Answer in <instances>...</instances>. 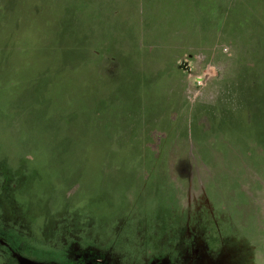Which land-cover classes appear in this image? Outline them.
Here are the masks:
<instances>
[{"label":"rangeland","instance_id":"374dc122","mask_svg":"<svg viewBox=\"0 0 264 264\" xmlns=\"http://www.w3.org/2000/svg\"><path fill=\"white\" fill-rule=\"evenodd\" d=\"M193 1L0 0V264H264V0Z\"/></svg>","mask_w":264,"mask_h":264},{"label":"flooded vegetation","instance_id":"af4514ba","mask_svg":"<svg viewBox=\"0 0 264 264\" xmlns=\"http://www.w3.org/2000/svg\"><path fill=\"white\" fill-rule=\"evenodd\" d=\"M232 189V188H231ZM234 190H232V191H229V192H233ZM228 192V193H229ZM226 194V195H228V196H230L229 194ZM246 198V197H245ZM231 202H232V204H231V209H232V211H233V215H238V216H243L244 215V217H248L249 218V220L250 221H255L256 220V218H255V214L256 213H254V212H252L251 213V216H248V215H246V213H244L243 211L244 210H248V208L249 207H252V206H250L251 205V200H247V199H243V195L242 194H239L238 193V197L237 198H235V200H231ZM253 208H256V207H254L253 206ZM220 209V208H219ZM223 212H224V209L222 208L221 209ZM221 210H217L218 212H221ZM254 211V210H253ZM225 215H226V213H224V217H225ZM229 215V214H228ZM229 218V217H228ZM219 219L222 221V222H224V220L222 219V217L221 216H219ZM226 221V220H225ZM253 227L255 228V224H253ZM242 228V227H241ZM241 228H239V230H240V240H246V242L244 243V241H243V243H239L242 247H245L246 248V245H247V243H248V241L250 242L251 240H253L254 239V243H256V247H259V245L261 244V242L263 241V234L262 233H260L259 232V229H257L256 228V230H255V232H253L252 231V228H251V230L249 229L248 230V228H247V230H244V229H241ZM225 231H227V229L225 228ZM229 232V231H228ZM231 232V231H230ZM251 232V234L250 235H248V233H250ZM264 232V231H263ZM224 235H226V234H224ZM239 235V234H238ZM226 239L227 240H229L230 241V243H232V244H235V245H237V246H239V244H238V242H236V240H235V235H232L231 234V238L230 237H226ZM227 240H226V242H227ZM222 242H223V239H222ZM242 247H239V250H241V251H243V249H241ZM170 253H172V252H170ZM167 254V253H166ZM114 255H116V256H119V255H122V257H124L125 255L124 254H120V252H117V253H114ZM168 256H171V254H167ZM241 255H243V257H245L246 258V260H248V257H246L247 255H248V250H245L243 253H241ZM27 259V258H26ZM80 261V263H77L76 262V264H83V262H81L82 260L80 259L79 260ZM162 261H158V263H161ZM157 263V262H156ZM39 264V263H38ZM173 264H175V263H173Z\"/></svg>","mask_w":264,"mask_h":264},{"label":"trees","instance_id":"16d2710c","mask_svg":"<svg viewBox=\"0 0 264 264\" xmlns=\"http://www.w3.org/2000/svg\"><path fill=\"white\" fill-rule=\"evenodd\" d=\"M170 4H174L170 6L174 9V11L171 13V19L169 20V22H172L173 24L175 23V28L179 27V25H183L180 26L182 27V30H185V32H180L182 36L189 30L194 34H198L197 32H195V29L196 25L199 23L202 25V28H206L205 23L207 22V14H202L198 10V6L196 3H194L193 0H171ZM181 7L183 8L182 11H180ZM196 38L199 39V35H197ZM199 42H197L198 45H200Z\"/></svg>","mask_w":264,"mask_h":264},{"label":"crops","instance_id":"0c3cea01","mask_svg":"<svg viewBox=\"0 0 264 264\" xmlns=\"http://www.w3.org/2000/svg\"><path fill=\"white\" fill-rule=\"evenodd\" d=\"M175 24V23H174ZM176 26V25H175ZM175 30V28H174ZM173 30V31H174ZM182 32H185V30H183ZM187 32V31H186ZM195 32H197L198 34H201L203 32H210L207 28H202V25L199 23L196 25V29H195Z\"/></svg>","mask_w":264,"mask_h":264}]
</instances>
